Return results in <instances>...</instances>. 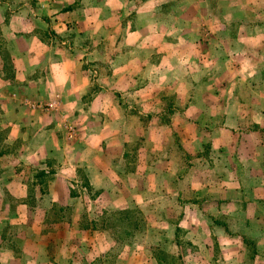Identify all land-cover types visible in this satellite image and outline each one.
I'll list each match as a JSON object with an SVG mask.
<instances>
[{
    "label": "rangeland",
    "instance_id": "rangeland-1",
    "mask_svg": "<svg viewBox=\"0 0 264 264\" xmlns=\"http://www.w3.org/2000/svg\"><path fill=\"white\" fill-rule=\"evenodd\" d=\"M0 251L264 264V0H0Z\"/></svg>",
    "mask_w": 264,
    "mask_h": 264
},
{
    "label": "crops",
    "instance_id": "crops-1",
    "mask_svg": "<svg viewBox=\"0 0 264 264\" xmlns=\"http://www.w3.org/2000/svg\"><path fill=\"white\" fill-rule=\"evenodd\" d=\"M141 94V93H140ZM125 114H123V115H121V118L123 119V121H120V123H123V124H125L126 123V118H125ZM121 118H120V120H121ZM114 123H112V125H113ZM0 264H5L4 262H3V260H2V253H1V251H0ZM14 264H17V263H14Z\"/></svg>",
    "mask_w": 264,
    "mask_h": 264
}]
</instances>
